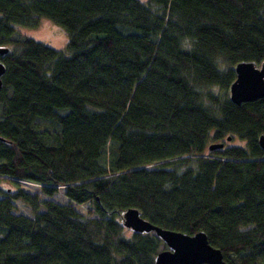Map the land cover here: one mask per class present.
<instances>
[{"label": "trees", "instance_id": "1", "mask_svg": "<svg viewBox=\"0 0 264 264\" xmlns=\"http://www.w3.org/2000/svg\"><path fill=\"white\" fill-rule=\"evenodd\" d=\"M40 18L65 50L14 37ZM0 47V264H153L128 208L264 264V98H228L235 64L264 62V0H0Z\"/></svg>", "mask_w": 264, "mask_h": 264}, {"label": "water", "instance_id": "2", "mask_svg": "<svg viewBox=\"0 0 264 264\" xmlns=\"http://www.w3.org/2000/svg\"><path fill=\"white\" fill-rule=\"evenodd\" d=\"M7 48L0 47V56ZM235 78L228 88V98L239 105L244 102L264 98V62L256 65L251 61H241L233 67ZM4 65L0 61V78ZM1 88V80H0ZM230 137H226L228 141ZM259 147L264 151V134L257 139ZM223 147V142L211 143L207 150ZM122 225L134 233H152L166 246L156 253L153 264H226L219 249L207 242L203 232L188 235L182 232L162 229L143 219L135 208L126 209L121 215Z\"/></svg>", "mask_w": 264, "mask_h": 264}, {"label": "rangeland", "instance_id": "3", "mask_svg": "<svg viewBox=\"0 0 264 264\" xmlns=\"http://www.w3.org/2000/svg\"><path fill=\"white\" fill-rule=\"evenodd\" d=\"M145 2V0H140ZM18 36L21 37H28L35 41L41 42L55 50L63 51L65 50V46L67 43V34L64 32V30L59 27L58 25L54 24L52 21L46 18H40L38 21V24L35 28H26L22 26H15V33L14 37L17 38ZM41 127L49 128V124L45 122L38 121L37 122ZM224 146H240L242 145V142H240L237 138L231 137L228 141L223 139L222 141ZM207 152V151H206ZM8 186H10L8 183H6L4 180L0 181V188L5 189ZM18 187L27 190L29 192H32L37 189L36 184L31 182H19ZM13 187H15L13 185ZM62 189H58V192L55 193L53 196L49 197V199L57 202V203H63L66 201V198L63 196ZM41 198H48L45 196H41ZM13 203L15 205V209L17 213H22L27 216H31L30 211L27 206H25L22 202L19 200H13ZM91 208L89 203H82L79 205H76V209L83 215V217H86L85 211L86 209ZM41 209V208H40ZM131 234V231L127 229L124 232V235L126 237H129ZM164 244V243H163ZM166 249V246L164 245V248L161 247L160 250Z\"/></svg>", "mask_w": 264, "mask_h": 264}]
</instances>
